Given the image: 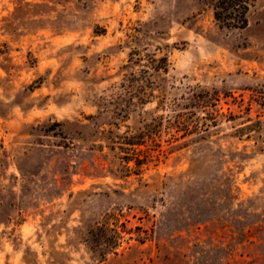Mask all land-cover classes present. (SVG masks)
I'll list each match as a JSON object with an SVG mask.
<instances>
[{"label": "rangeland", "instance_id": "374dc122", "mask_svg": "<svg viewBox=\"0 0 264 264\" xmlns=\"http://www.w3.org/2000/svg\"><path fill=\"white\" fill-rule=\"evenodd\" d=\"M216 4L0 0V264H264V0Z\"/></svg>", "mask_w": 264, "mask_h": 264}, {"label": "trees", "instance_id": "16d2710c", "mask_svg": "<svg viewBox=\"0 0 264 264\" xmlns=\"http://www.w3.org/2000/svg\"><path fill=\"white\" fill-rule=\"evenodd\" d=\"M214 8L215 17L222 24L238 28H243L247 25V17L245 15L248 9L247 0H217ZM235 12H238L235 17H229Z\"/></svg>", "mask_w": 264, "mask_h": 264}]
</instances>
